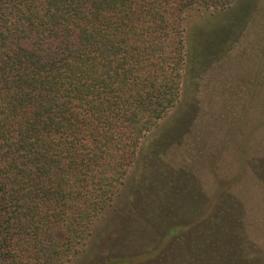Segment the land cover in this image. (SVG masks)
I'll return each instance as SVG.
<instances>
[{
  "label": "trees",
  "instance_id": "16d2710c",
  "mask_svg": "<svg viewBox=\"0 0 264 264\" xmlns=\"http://www.w3.org/2000/svg\"><path fill=\"white\" fill-rule=\"evenodd\" d=\"M236 1L0 0V264L71 263L181 99L186 13ZM237 203L191 232L201 264H264Z\"/></svg>",
  "mask_w": 264,
  "mask_h": 264
},
{
  "label": "rangeland",
  "instance_id": "374dc122",
  "mask_svg": "<svg viewBox=\"0 0 264 264\" xmlns=\"http://www.w3.org/2000/svg\"><path fill=\"white\" fill-rule=\"evenodd\" d=\"M184 26L181 99L144 137L70 264H161L167 257L190 264L187 255L201 264V254L186 251L191 232H202L205 213L217 229L216 216L237 201L250 214L249 240L264 256V0L195 8ZM183 226L189 229L173 234Z\"/></svg>",
  "mask_w": 264,
  "mask_h": 264
}]
</instances>
